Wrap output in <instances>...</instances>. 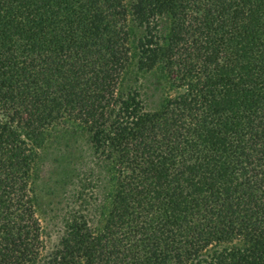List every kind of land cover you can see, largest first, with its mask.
Listing matches in <instances>:
<instances>
[{
  "label": "trees",
  "instance_id": "trees-1",
  "mask_svg": "<svg viewBox=\"0 0 264 264\" xmlns=\"http://www.w3.org/2000/svg\"><path fill=\"white\" fill-rule=\"evenodd\" d=\"M129 24L136 70L182 90L151 110ZM49 132L69 172L85 139L102 217L76 211L42 264H264V0H0V264H41Z\"/></svg>",
  "mask_w": 264,
  "mask_h": 264
},
{
  "label": "rangeland",
  "instance_id": "rangeland-1",
  "mask_svg": "<svg viewBox=\"0 0 264 264\" xmlns=\"http://www.w3.org/2000/svg\"><path fill=\"white\" fill-rule=\"evenodd\" d=\"M165 27L161 23L160 28ZM130 64L127 73V82L133 87L145 110H151L163 104L166 99H171L182 90L168 80L164 72L155 66L149 71H137L136 42L141 35V30L129 24ZM73 132L81 135L80 130L71 126ZM79 148L83 160L77 165V171L69 172L70 165L61 160L64 150L62 144L55 140L52 132L43 136L39 148L33 149L34 168L32 191L35 200V214L40 225V234L43 245L40 263L54 248L63 234L66 221L83 206L86 218L90 224L98 225L102 217V205L95 209L93 202L89 207L84 205L82 198L90 193L92 179L100 177V170L92 164L91 151L85 139L80 142ZM95 188L93 191H97ZM99 190V189H98ZM86 208V209H85Z\"/></svg>",
  "mask_w": 264,
  "mask_h": 264
}]
</instances>
